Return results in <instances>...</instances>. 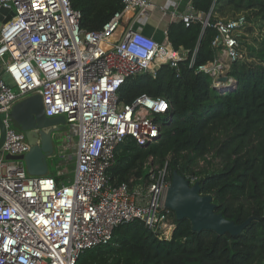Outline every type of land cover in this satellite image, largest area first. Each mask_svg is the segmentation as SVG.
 I'll return each instance as SVG.
<instances>
[{
  "label": "built area",
  "instance_id": "1",
  "mask_svg": "<svg viewBox=\"0 0 264 264\" xmlns=\"http://www.w3.org/2000/svg\"><path fill=\"white\" fill-rule=\"evenodd\" d=\"M120 1V10L99 29L89 30L81 27V12L70 0H0V7L13 12L0 19V120L5 128L0 146V264H76L84 250L107 244L117 226L134 219L160 238L171 236L174 221L164 206L170 183L165 166L150 168L143 185L114 184L110 170L116 146L125 138L143 146L158 140L164 125L156 118L169 109L165 98L148 94L122 102L120 86L130 77L154 75L164 64L177 69L186 51L172 46L166 30L163 40H157L135 27L155 7L152 0ZM210 13L190 5L187 12L171 16L186 26L199 22L201 31L216 30L214 57L195 72L206 73L224 92L235 86L227 72L243 55L240 37L247 21L244 14L212 19ZM225 75L227 81L218 85ZM32 94L41 96L47 117L63 115L69 129L55 154L59 177L49 171L30 175L22 159L6 158L30 148L24 133L13 126L10 110ZM68 149L74 158L69 178Z\"/></svg>",
  "mask_w": 264,
  "mask_h": 264
},
{
  "label": "trees",
  "instance_id": "2",
  "mask_svg": "<svg viewBox=\"0 0 264 264\" xmlns=\"http://www.w3.org/2000/svg\"><path fill=\"white\" fill-rule=\"evenodd\" d=\"M70 2L81 12V27L89 30L99 29L122 8L120 0ZM191 6L203 14L211 10L212 19H218L216 10L222 16L227 8L231 17L243 12V30L250 34L258 24L261 34L252 36V43L241 35L247 54L231 62L227 73L236 85L222 92L206 73L195 72L199 64L213 59L216 30L201 31L199 22L186 26L180 19L172 20L167 38L174 48L186 51V58L177 69L164 64L154 75L127 78L118 90L125 103L141 94L165 98L169 109L156 118L164 129L148 146L129 137L120 142L111 181L135 185L138 178L146 179L147 164H158L165 166L168 181L173 170L199 181L200 193L210 194L215 211L225 218L235 223L252 219L236 235H217L193 231L188 219L177 220L171 211L174 227L169 239L134 219L117 226L107 244L84 250L76 264H264V0H191ZM129 20L124 18L125 24ZM206 156L218 159V165L212 167Z\"/></svg>",
  "mask_w": 264,
  "mask_h": 264
},
{
  "label": "water",
  "instance_id": "3",
  "mask_svg": "<svg viewBox=\"0 0 264 264\" xmlns=\"http://www.w3.org/2000/svg\"><path fill=\"white\" fill-rule=\"evenodd\" d=\"M8 11L9 9L0 7V19L2 18L1 15L8 13ZM12 14L13 12L9 11L5 20ZM136 17L137 14L133 16L130 25ZM226 81L227 76H221L218 79V85L224 84ZM10 117L13 126L24 133L30 148L22 156L6 155V158L22 159L30 175L42 176L47 174L50 169L48 158L57 153L55 151L57 150L56 138L65 129L64 116L47 117L44 113L41 96L32 94L12 105ZM4 137L5 128L0 120V146ZM164 206L174 213L177 220L188 219L193 231L210 230L217 235L225 233L236 235L252 219L250 216L241 223H235L225 218L222 213L215 211L212 196L200 193L199 181L191 183L186 176L179 174L177 170L171 172V180L164 197Z\"/></svg>",
  "mask_w": 264,
  "mask_h": 264
},
{
  "label": "crops",
  "instance_id": "4",
  "mask_svg": "<svg viewBox=\"0 0 264 264\" xmlns=\"http://www.w3.org/2000/svg\"><path fill=\"white\" fill-rule=\"evenodd\" d=\"M152 1L155 4V7L150 11L147 17L145 16L140 17L135 22V27L141 29V31H143L146 34L153 36L155 39L161 40V37L164 38L163 32L166 30L167 25L172 20L177 19V17L171 16V13L175 12L177 15H179L187 12L188 7L191 5V0H152ZM220 5L221 4L218 3L216 8H220ZM161 7H163V10L161 9ZM215 16L220 17V13L218 10L215 11ZM0 75H1V66H0ZM62 139H63L62 134H59L56 138L57 146L60 144ZM55 154H53L50 158H48L49 163L55 161V156H54Z\"/></svg>",
  "mask_w": 264,
  "mask_h": 264
},
{
  "label": "rangeland",
  "instance_id": "5",
  "mask_svg": "<svg viewBox=\"0 0 264 264\" xmlns=\"http://www.w3.org/2000/svg\"><path fill=\"white\" fill-rule=\"evenodd\" d=\"M224 11H225V14H221L222 16H220V17H218V18H221V19H225V18H228V17H230V16H233V13H232V11H228L227 10V8H225L224 9ZM241 13H243V12H241ZM235 14H236V12H235ZM234 14V15H235ZM243 14H245V13H243ZM242 33H244V34H246L247 35V37H248V42L249 43H252V42H254L253 40H252V36H258L259 34H261V31H260V29H259V26H258V24H253L252 25V32H250V34L249 33H247V32H245L244 30H242ZM161 40H163V37H161ZM241 50H242V54H243V52H244V54L246 55L247 53V49H246V47L243 45V46H241ZM244 54L242 55V57L244 56ZM69 130V129H68ZM67 129H64V131H63V133H62V136L64 137L66 134H68V131ZM65 139H66V137H65ZM75 139V138H74ZM73 142V141H72ZM67 143H69V144H73V143H71L70 141H68V139H67ZM72 151H73V149H68V150H66V159H67V162H66V165H65V167H66V176H67V178H69V177H71V174H72V171H73V166H74V158H73V153H72ZM57 158L55 159V161H53L52 163H50V169H49V172H50V174H52V175H54V176H57V177H59V176H61V175H59L58 174V168L56 167V163H57ZM210 161H211V166L212 167H215L216 165H218V159H209ZM201 161L202 160H200L199 161V164L201 165ZM55 163V165H53ZM204 163L205 162H203V165H204ZM148 165V168H147V172H149V170H150V168H152V167H158V164H151L150 163V165L149 164H147ZM210 166V167H211ZM200 168V167H199ZM145 180L146 179H141V180H139L138 181V183H136V184H138L139 185V183H140V185H143L144 184V182H145ZM56 181L57 182H59V181H62L60 178L58 179H56ZM136 182V181H135ZM135 184V185H136ZM171 216H172V214H171ZM172 218H173V216H172Z\"/></svg>",
  "mask_w": 264,
  "mask_h": 264
}]
</instances>
